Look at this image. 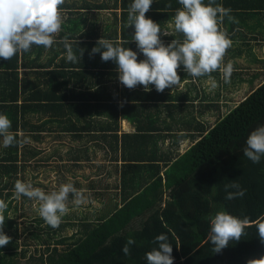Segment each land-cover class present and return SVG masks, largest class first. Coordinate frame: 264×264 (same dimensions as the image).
<instances>
[{"label":"trees","instance_id":"obj_1","mask_svg":"<svg viewBox=\"0 0 264 264\" xmlns=\"http://www.w3.org/2000/svg\"><path fill=\"white\" fill-rule=\"evenodd\" d=\"M113 1L114 5L109 0L94 4V11L121 9V35L117 14L116 23L94 21L89 31L83 29V21L77 23L78 18L71 17L77 12H70L68 23L63 24L66 33L60 34L59 39L67 35L71 41L78 40L79 45L73 44L77 54L79 47L85 49L80 62L66 61V50L58 38L47 49L54 54L49 65L60 59L56 69L42 70L47 68L39 63L47 51L43 46L33 45L29 53H19L8 61L0 59V113L7 114L12 121L10 131L18 133V140L41 143L45 132L71 133L79 138L94 133L88 135L113 163L110 174L120 177L116 186L120 190V202L114 210L104 213L97 224L84 225L82 231L70 238L61 237L52 244L45 241L49 244L45 250L47 264H147L145 254L157 247L153 240L161 233L167 234L172 244L174 264H247L249 259L264 256V243L254 223L245 228L246 235L240 241H230L221 253H215L207 239L210 219L219 211L241 219L247 216L253 222L264 215V157L260 163H253L243 154L250 132L264 125V81L227 114L219 115L213 126L207 128L195 119L188 121L187 126L194 129L190 136L175 133L169 126L155 127L159 119L149 111V106L140 104V99L147 98H140L139 94L143 93L119 82L117 65L103 62L100 53L89 56L101 37L138 52L127 33L128 10L133 0ZM216 3L230 8L232 16L241 7L235 0H216ZM169 4L171 7H167ZM178 8H182L178 0H154L146 18L163 30ZM173 39L182 42L183 34L161 37L165 45ZM22 67L34 70L36 80H21ZM42 76L46 81L41 80ZM161 105L170 107L168 103ZM187 105L182 103L178 107L183 109ZM206 107L209 112L222 109L214 103ZM35 118L38 121H33ZM124 120L135 123L137 133L120 134ZM153 131L158 134L154 135ZM188 137L191 146L183 154L175 151L159 154L160 141L175 139L174 143L179 145ZM2 140L0 137V199L4 193L6 198L14 196L20 173L40 154L26 148L25 142L5 148ZM78 159L76 164H80ZM232 181L238 182L246 192L242 198L226 200L224 185ZM29 201L25 197V202ZM11 205L9 202V210ZM4 215L7 219L9 211ZM50 229L54 233L48 235L49 240L62 231L51 226ZM31 237L41 238L40 234ZM129 237L136 243L131 246V254L125 256L121 249ZM64 244H68L67 248L59 250L58 246ZM7 251L0 247V264L15 263V253Z\"/></svg>","mask_w":264,"mask_h":264},{"label":"clouds","instance_id":"obj_2","mask_svg":"<svg viewBox=\"0 0 264 264\" xmlns=\"http://www.w3.org/2000/svg\"><path fill=\"white\" fill-rule=\"evenodd\" d=\"M153 2L154 0H133L128 10V25L134 26L132 40L144 59L138 60L137 51L102 37L91 49L89 56L100 53L103 62H114L117 65L119 82L128 89L142 85L143 90L149 92V86L154 85L155 90L162 93L166 88L180 84L181 78L177 70L181 66L194 78L208 76L212 88L217 87V83L211 73L218 70L222 72L224 83H230L234 71L233 62L224 64V57L233 41L223 28V22L225 17L229 22H235L231 15L232 10L217 4L216 0H208L207 4L204 0H178L182 8L176 10L173 23L175 31L183 34V40L181 42L173 39L165 45L160 38L159 24L146 18ZM64 3L65 0H0V59L8 61L19 53H29L33 45L50 49L57 42L55 37L62 30L60 6ZM59 43L66 50L67 62L75 64L82 60L85 49L79 47L77 54L73 47V44L79 45L78 40L71 41L65 35ZM120 106L123 107V102ZM11 127L12 121L7 114L0 113V137L3 138L5 148L25 142L17 139L18 133L10 131ZM246 145L244 156L253 163H260L264 157V125L250 132ZM224 191L226 200L242 198L246 192L236 181L225 184ZM70 193L74 197V204L85 202L84 191L76 189L72 183L61 184L57 190L47 193L19 179L14 185L16 199L23 195L30 200L39 201V215L52 228L59 227L62 217L69 212L67 202ZM7 208L8 204L0 199V247L7 246L12 240L3 230ZM252 223L257 228L261 243H264V215L253 222L247 216L241 219L227 211L217 212L210 219L207 237L213 245V251L221 253L229 246L230 241H240L246 235L245 228ZM135 243L132 237L126 240L121 249L125 256L131 254V246ZM153 243L157 247L145 254L147 264H174L173 247L168 235H157ZM247 264H264V256L249 259Z\"/></svg>","mask_w":264,"mask_h":264},{"label":"rangeland","instance_id":"obj_3","mask_svg":"<svg viewBox=\"0 0 264 264\" xmlns=\"http://www.w3.org/2000/svg\"><path fill=\"white\" fill-rule=\"evenodd\" d=\"M87 18L88 21L85 28L91 30L90 25L93 18L90 14ZM97 20L104 24L116 23L115 16L111 11L94 13V21L96 22ZM167 26V32H165L168 35L177 33L173 22H169ZM252 52L250 50L248 53L245 52L243 61L240 58L237 61H233V64L235 63L239 69L234 70L231 76L241 74L246 80L244 84L236 86L237 83L235 84L234 82H237L238 77H231L230 79L234 80V82H230L227 87H224L225 83L222 79L221 71H219L221 77L212 76L217 83V87L212 88L210 79L205 82L204 87L209 94L211 103L217 104L222 108L219 112L212 110L204 119H201L207 127L213 126L219 115L227 114L264 81V54L252 55ZM228 61L231 60L224 61V64H227ZM253 75H258V78L251 80ZM219 93L220 95H217ZM33 121L38 120L35 118ZM43 136L44 139L41 143L34 142L31 139L25 140L26 148L37 150L40 154L35 159L30 160L26 170L20 173L19 180L31 183L33 187H39L46 193L57 190L61 184L72 183L76 189L84 191L86 200L83 204L76 205L73 203V195L69 194L67 202L69 212L62 217V222L59 225L61 227L55 229L59 228L62 231L57 233L59 234L58 237L56 236V238L49 240L48 235H52L54 230H49L50 226L39 215V201L30 200L25 202V196L23 195L20 199H16L13 195L6 198V193H4L1 199L8 206L9 202H11L12 209H6L9 211V215L5 219L3 230L8 236L12 237V240L7 246L2 248L7 249V252L15 253L13 256L14 264H47L48 256L47 251H45L47 243L45 241L48 240L52 244L56 243L55 241L61 237L72 236L80 231L82 223L90 225L88 222L89 218L99 217H95L97 215L96 210L103 211L102 214L108 213L110 209L115 207L117 202L119 204L118 193H116L115 189L118 180L110 178L108 182L106 177H104L103 170L105 171L107 168L108 157L105 151L97 146V143L91 142L89 136L85 134L83 138L75 137L71 133L58 135L57 132H45ZM76 157L79 158L80 164L75 163ZM101 166L102 168L100 169ZM10 191L13 192V189ZM81 218L83 222L80 221L82 220ZM37 233L41 236L40 240L31 237L32 234L39 235ZM43 241L46 244H43ZM10 244L11 247L9 248ZM67 245H60L58 248L62 251L67 248Z\"/></svg>","mask_w":264,"mask_h":264},{"label":"crops","instance_id":"obj_4","mask_svg":"<svg viewBox=\"0 0 264 264\" xmlns=\"http://www.w3.org/2000/svg\"><path fill=\"white\" fill-rule=\"evenodd\" d=\"M103 1H108V0H65V3L60 6L61 12H62V17H63V23H62V30L59 33L58 36L55 38H58L57 40H61L60 34L66 33L65 29L63 28V24H67L68 19L70 17V12H77L74 13L71 17L73 19L78 18L77 23H80L83 21L82 26L84 30H87L85 28L87 26V21H88V15L90 14L93 18L91 20V25L90 28L94 27V13H97V11H94V4H100ZM111 5H114L113 0H109ZM239 2L238 6L241 4L240 11L233 16L235 18V22H229L227 17H225L224 22H223V28L227 31L229 38L233 41L232 47L229 48L226 52V55L224 57V61L230 59L232 62L237 61L239 58L241 61L244 58L245 52L248 53L249 50L253 51L252 55H263L264 54V0H246L247 4L242 3V0H235ZM90 8V9H86ZM105 11H111L113 15H116L119 17L118 19V33L121 35L122 33V23H121V9H111V10H105ZM104 11H100L98 13H101ZM99 18V16H97ZM99 20V19H98ZM97 20V22H98ZM170 22H173L170 21ZM102 23V22H99ZM104 24V23H102ZM127 26L129 27V30H127L128 35H131V37L134 34V26H129L127 23ZM168 26L165 25L164 29L161 30L160 33V38L161 37H171L174 35H177L178 33H172L171 35H164L163 33H166ZM235 28V29H233ZM233 29V30H231ZM89 31V30H87ZM166 31V32H165ZM245 48V49H244ZM244 50V51H243ZM54 56L51 52L48 50L45 51L39 61L41 65L47 68H43L42 70H53L56 69V63H59L60 59L53 63L52 65H49L50 59ZM145 57L143 56L142 53H139L138 50V60L144 59ZM236 58V59H235ZM240 61V62H241ZM49 65V66H48ZM234 70L239 69L238 66L233 64ZM241 69V67H240ZM31 71L30 69H25V68H20L19 70V77L20 79L27 78L29 80H36V73ZM178 75L181 78V82L178 86H173L172 88H166L162 93L157 92L155 90L154 85H150L149 87L151 88V91L145 92L143 90L142 85H137L136 89L139 91V97H146L147 99H140V104L141 106H149V111L159 119V123L155 124L156 126H161V127H168L170 128L169 130L174 131L175 133H180L184 134L187 136H190L192 133H194V129L189 128L187 126V122L195 119L197 121H201V119H204L210 112L208 111L207 107L205 108V105H208L211 103V100L209 98V94L206 92L207 90L204 87V84L207 80L210 78L208 76H202V77H192L183 70V66H181L178 70ZM221 77L219 70L216 72L211 73V77ZM233 78H237V82H234V80L231 79V83H237L236 86L242 85L245 83V79L241 74H234L231 76ZM258 78V75H253L251 80H256ZM42 81H46L44 76L41 78ZM91 82V81H90ZM228 83L225 84L224 87H227ZM133 90V89H131ZM146 93V94H144ZM217 95H220L217 94ZM188 96V99L185 97ZM169 97V98H168ZM162 103H168V106L170 107H163L161 104ZM189 104L187 105L188 107H184L183 109H180L178 106L181 104ZM158 105L159 107L156 108L155 105ZM161 105V106H160ZM203 106V107H201ZM149 114V113H148ZM143 113L142 116L147 117V115ZM203 122V121H201ZM204 123V122H203ZM149 125V123H147ZM205 124V123H204ZM153 125V124H151ZM163 125V126H162ZM150 126V125H149ZM193 126V125H192ZM146 127V126H145ZM168 128L166 130H168ZM208 128V127H207ZM137 125L131 121H122L121 123V131L120 134H135L137 133ZM145 129V128H144ZM154 135H157L155 131ZM22 135V133H19ZM91 134L93 136L94 133H85V135ZM89 136V135H88ZM91 136H89L90 138ZM91 142H94V138H90ZM33 141V140H32ZM89 141V140H88ZM175 139H166L165 141H160L159 142V154H168L170 152L175 153H180L183 154L186 152L190 146H191V139L190 137L182 140L179 145H176L174 143ZM108 157V156H107ZM108 164L106 165L107 168L105 169L104 172V177H106L107 181L109 182L110 178H114L118 180V184L120 183V177L115 174H110L109 170L113 163L110 161V158H107ZM78 164V163H77ZM121 164V163H119ZM110 167V168H109ZM116 189V187H115ZM120 190L116 189V193L119 194ZM117 195V194H116ZM118 196V195H117ZM119 197V196H118ZM120 202V199H119ZM118 203V202H117ZM116 203V204H117ZM115 204V206H116ZM115 208V207H114ZM110 209V210H114ZM94 213V212H92ZM103 211L96 210L95 217L99 216L98 218H89V223L91 225L97 224L98 220L102 218L103 216ZM94 216V215H93ZM82 219V218H81ZM83 222V219L80 220ZM87 221V220H86ZM85 224H81L80 231L84 229ZM61 227V226H60ZM59 227V228H60ZM79 231V232H80ZM78 233V232H77ZM76 234V233H75ZM73 234V235H75ZM72 235V236H73ZM72 236H69L72 237ZM68 237V236H67ZM43 244L44 241L42 242ZM49 244H46L45 246L47 247Z\"/></svg>","mask_w":264,"mask_h":264}]
</instances>
